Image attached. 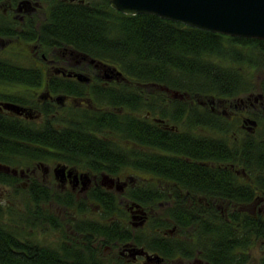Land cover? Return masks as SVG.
I'll use <instances>...</instances> for the list:
<instances>
[{
  "label": "flooded vegetation",
  "instance_id": "flooded-vegetation-1",
  "mask_svg": "<svg viewBox=\"0 0 264 264\" xmlns=\"http://www.w3.org/2000/svg\"><path fill=\"white\" fill-rule=\"evenodd\" d=\"M53 2L0 0V116L11 120L12 129L20 130L24 123L63 127L58 120L70 121L81 112H98L106 120L104 113L121 114L126 108H115L108 101L111 92L102 89L122 88L133 98L141 86L115 66L44 37L50 15L46 8ZM244 79L247 84L235 94L206 100L146 84L145 107L126 110L133 122L119 123L125 128L83 124L100 144L123 142L142 151L144 170L115 165L114 171H107L100 162L108 156L78 158L95 160L94 166L55 157L18 165L6 162L17 171L1 170L14 178L0 183L20 188L26 202L17 224L26 226L27 216L34 223L23 236L36 247L59 249L58 254L64 253L63 247L79 246L84 264H213L201 253L194 225L173 222L168 210L193 209L202 202L225 212L247 213L259 226L264 222V75L254 82ZM181 98V106H172ZM130 125L141 134L137 127L122 134ZM19 157L21 153L8 155L11 160ZM137 157L140 153L131 159ZM33 192L49 198L34 202ZM37 209L42 213L32 212ZM260 231L248 248L238 249L248 261L256 246L257 264H264L262 227ZM171 246L177 249L172 252Z\"/></svg>",
  "mask_w": 264,
  "mask_h": 264
},
{
  "label": "trees",
  "instance_id": "trees-1",
  "mask_svg": "<svg viewBox=\"0 0 264 264\" xmlns=\"http://www.w3.org/2000/svg\"><path fill=\"white\" fill-rule=\"evenodd\" d=\"M46 10L50 15L49 22L44 24V37L50 42L72 46L103 60L141 84L129 99L115 97L114 91L124 92L122 96L127 94L122 88L102 89L111 92L113 98L108 101L115 108L143 109L146 84H151L153 89L159 85L183 97L197 96L203 100L235 94L247 84L244 76L250 69L260 62L264 66L263 38L214 32L148 12L126 14L110 6L108 0H88L87 3L55 0ZM126 90L130 89L127 87ZM181 100L176 99L172 106H181ZM182 106L186 107V102ZM126 110L121 114L114 110L106 112V120L100 119L98 112L93 115L81 112L80 117L72 114L70 121L58 120L64 123L63 127L50 123L34 127L24 123L20 130L10 128L11 120L6 121L4 116H0V163L18 165L22 162L8 159V155L21 153L26 160L55 157L94 166L95 160L78 158L108 156V161L100 162L101 168L107 171H114L115 165H131L144 170L147 163L142 151L124 146L123 142L100 144L89 128L83 126L91 121L113 126L130 124L133 120L125 114ZM122 124H119L120 130L126 127ZM130 126L122 134L127 135L137 127ZM136 133L141 134L139 127ZM136 153H140L141 158L134 161L131 156H136ZM112 158H117V162H112ZM11 177L14 178L0 170L1 181L12 183ZM47 198L48 194L42 192L31 193L34 202ZM198 204L193 209L170 208L168 217L176 223L183 221L194 225L195 235L201 241V253L213 264L246 263L247 254L238 248H248L261 233V227L264 234V222L259 226L253 216H245L247 213L241 215L242 212H225L212 204ZM32 212L42 213L39 209ZM1 214L2 206L0 264H84L79 246L63 247L61 251L64 253L59 254V249L46 245L36 247L32 240L23 236L29 235L30 231L20 230L18 225L4 221ZM24 222L26 226L34 224L32 217L28 216ZM173 244L176 246V242ZM176 249L169 247L172 252Z\"/></svg>",
  "mask_w": 264,
  "mask_h": 264
},
{
  "label": "water",
  "instance_id": "water-1",
  "mask_svg": "<svg viewBox=\"0 0 264 264\" xmlns=\"http://www.w3.org/2000/svg\"><path fill=\"white\" fill-rule=\"evenodd\" d=\"M126 14L153 13L214 32L264 39V0H108ZM0 170L16 168L0 163Z\"/></svg>",
  "mask_w": 264,
  "mask_h": 264
},
{
  "label": "rangeland",
  "instance_id": "rangeland-1",
  "mask_svg": "<svg viewBox=\"0 0 264 264\" xmlns=\"http://www.w3.org/2000/svg\"><path fill=\"white\" fill-rule=\"evenodd\" d=\"M9 52H4V54ZM15 57V55H14ZM16 58V57H15ZM264 75V66L261 65V62L258 64L257 67H253L250 69L245 77L247 79H252L253 82L256 80L257 77H262ZM23 160L22 163L25 164L26 158L19 157L18 160ZM20 163V162H19ZM24 192L20 188H15L10 184L0 183V206H2L3 214L1 217L4 221H8L13 225H18L16 217L21 214L23 207L26 206V202L23 199ZM19 229L23 231H32L29 225L22 227L18 225ZM22 231V232H23ZM247 264H257V248L256 246H252L250 249V259L247 261Z\"/></svg>",
  "mask_w": 264,
  "mask_h": 264
}]
</instances>
